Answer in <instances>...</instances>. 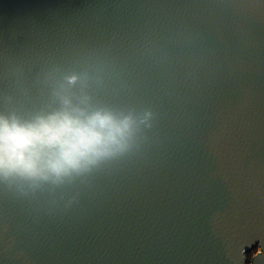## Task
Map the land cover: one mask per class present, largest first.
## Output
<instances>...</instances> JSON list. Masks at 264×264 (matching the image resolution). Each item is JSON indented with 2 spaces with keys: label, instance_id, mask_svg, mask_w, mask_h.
I'll list each match as a JSON object with an SVG mask.
<instances>
[{
  "label": "water",
  "instance_id": "obj_1",
  "mask_svg": "<svg viewBox=\"0 0 264 264\" xmlns=\"http://www.w3.org/2000/svg\"><path fill=\"white\" fill-rule=\"evenodd\" d=\"M73 74L150 115L89 172L0 180V264H264V0H0V114Z\"/></svg>",
  "mask_w": 264,
  "mask_h": 264
},
{
  "label": "clouds",
  "instance_id": "obj_2",
  "mask_svg": "<svg viewBox=\"0 0 264 264\" xmlns=\"http://www.w3.org/2000/svg\"><path fill=\"white\" fill-rule=\"evenodd\" d=\"M54 91L59 107L29 118L0 114V180L32 188L61 184L124 153L150 114L138 119L93 107L87 77L68 75ZM81 84L80 95L70 88Z\"/></svg>",
  "mask_w": 264,
  "mask_h": 264
},
{
  "label": "rangeland",
  "instance_id": "obj_3",
  "mask_svg": "<svg viewBox=\"0 0 264 264\" xmlns=\"http://www.w3.org/2000/svg\"><path fill=\"white\" fill-rule=\"evenodd\" d=\"M256 251H253L251 255H249V258L255 253Z\"/></svg>",
  "mask_w": 264,
  "mask_h": 264
},
{
  "label": "trees",
  "instance_id": "obj_4",
  "mask_svg": "<svg viewBox=\"0 0 264 264\" xmlns=\"http://www.w3.org/2000/svg\"><path fill=\"white\" fill-rule=\"evenodd\" d=\"M252 253H250L249 255H251Z\"/></svg>",
  "mask_w": 264,
  "mask_h": 264
}]
</instances>
